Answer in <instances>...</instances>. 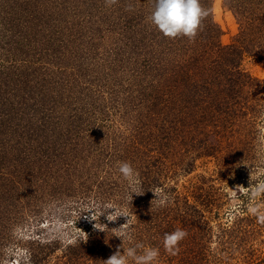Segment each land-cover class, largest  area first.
I'll use <instances>...</instances> for the list:
<instances>
[{"label": "rangeland", "instance_id": "374dc122", "mask_svg": "<svg viewBox=\"0 0 264 264\" xmlns=\"http://www.w3.org/2000/svg\"><path fill=\"white\" fill-rule=\"evenodd\" d=\"M200 4L189 40L148 21L152 0H0V264H103L136 244L168 264L158 228L183 209L217 233L264 217V0ZM190 82L212 107L193 124L169 106ZM120 162L145 191L131 203Z\"/></svg>", "mask_w": 264, "mask_h": 264}, {"label": "trees", "instance_id": "16d2710c", "mask_svg": "<svg viewBox=\"0 0 264 264\" xmlns=\"http://www.w3.org/2000/svg\"><path fill=\"white\" fill-rule=\"evenodd\" d=\"M245 85H247L246 82L239 87V91L248 89L243 88ZM249 89L251 93L252 85L249 86ZM179 92L180 94L176 93L174 100L171 98L173 101L169 104V106L171 105L170 109L177 108L179 114L194 120L192 124L212 115L211 103L202 104L196 100L198 85L195 82L185 83L180 87ZM235 99L236 97L233 96L231 102H228L225 115L230 109L229 104H231L230 110L232 107H237ZM225 123L227 120L224 117L220 129L224 127ZM182 125H186V123ZM176 126H180V124ZM204 215L202 212L196 221L195 216H191L188 211L183 209L180 212L179 221L175 218L167 219L168 224L171 223L167 229V226H164L165 219L162 220V225L158 228L163 231L160 237L162 240L160 239L159 244L155 243L158 248L159 246L163 247L165 233H171L178 228L187 232V236L179 243L177 255L168 254L163 247L162 252H165L163 256L167 258L168 264L171 262L172 264H264V217L240 216L234 227L225 228L217 233L210 228L206 229L210 223L207 222ZM212 240H216L218 247L213 248L212 244L209 245L213 243ZM181 247L183 248L181 249Z\"/></svg>", "mask_w": 264, "mask_h": 264}, {"label": "clouds", "instance_id": "9594fccd", "mask_svg": "<svg viewBox=\"0 0 264 264\" xmlns=\"http://www.w3.org/2000/svg\"><path fill=\"white\" fill-rule=\"evenodd\" d=\"M118 3V0H105L106 6L111 7ZM209 11L203 8L200 0H152V10L147 17L148 21L165 37L175 39L178 36L187 37L189 40H194L202 21L207 18ZM118 171L124 181H127L130 189L127 199L131 203L133 194L137 196L143 195L145 191L140 188L138 175L139 173L132 167L129 162H120ZM264 190V184H261L258 191ZM157 207H165L169 203L167 197L162 196L158 191H152ZM113 213L107 216H115V219L120 216L127 218V223L116 229L114 234L121 239L131 241L132 220L130 214L125 211H118L116 208ZM93 220V219H92ZM109 220V221H114ZM97 228V227H96ZM99 229V228H97ZM100 230V229H99ZM102 231V230H101ZM187 236V232L183 229H176L171 233H165L163 237V247L170 255H177L179 252V243ZM137 249H142L141 254H137ZM159 257V249L145 248L143 244H136L135 247L124 249L123 254L119 249L111 255L103 264H128L129 259L134 261V264H155Z\"/></svg>", "mask_w": 264, "mask_h": 264}]
</instances>
